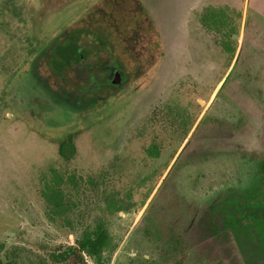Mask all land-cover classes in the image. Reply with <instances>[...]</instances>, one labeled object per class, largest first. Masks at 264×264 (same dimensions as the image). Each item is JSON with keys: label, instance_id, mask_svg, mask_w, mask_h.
I'll return each mask as SVG.
<instances>
[{"label": "rangeland", "instance_id": "obj_1", "mask_svg": "<svg viewBox=\"0 0 264 264\" xmlns=\"http://www.w3.org/2000/svg\"><path fill=\"white\" fill-rule=\"evenodd\" d=\"M95 15L125 69L69 118L31 76L91 103L46 56ZM153 142L177 152L151 159ZM202 173L212 188L189 184ZM99 224L106 247L85 264H264V0H0V258L54 263Z\"/></svg>", "mask_w": 264, "mask_h": 264}, {"label": "trees", "instance_id": "obj_2", "mask_svg": "<svg viewBox=\"0 0 264 264\" xmlns=\"http://www.w3.org/2000/svg\"><path fill=\"white\" fill-rule=\"evenodd\" d=\"M119 47L122 48V46L112 44L111 31L103 27L101 15L88 18L62 35L50 48L46 56V65L57 79L64 82L70 81L73 87L84 94L90 95L91 103L87 106H81L79 102H65L62 98L54 97L51 90L45 88L37 77L31 76L36 89L47 91V93L44 91L39 93L40 96L45 93L44 99L48 100L45 108L57 113L62 111L71 118L74 114L83 115L105 104L116 91L115 83L111 81L114 71L125 69L121 63L119 69L111 68V63L107 61L108 59L111 60L110 62L116 61L115 53ZM75 152L76 146L72 136L60 143L59 153L63 159H72ZM146 152L151 159H158L161 156L168 160L176 154L177 149L172 154L170 153L171 155L168 152L162 154L161 146L153 142L146 149ZM217 170L223 173L222 167ZM200 175L196 179H188L189 184H193L194 188L198 189L196 183H199L200 190H207L208 185L209 188H212L213 185L209 183V176L204 173ZM58 178L60 179L58 186L50 182L44 187V190L50 191L48 196L52 201H58L59 190H62L59 186L64 181L61 177H55L54 181H57ZM220 178L222 179L224 176L221 174ZM107 240V232L99 224L86 230L74 245L67 246L60 254L49 256L54 263L50 262L48 258L40 257L36 260L29 255L21 256L18 254V256H12L11 258L7 257L6 260L0 258V264H27L26 261L30 264H35V261H37V264H85L84 254L100 255L106 247Z\"/></svg>", "mask_w": 264, "mask_h": 264}, {"label": "water", "instance_id": "obj_3", "mask_svg": "<svg viewBox=\"0 0 264 264\" xmlns=\"http://www.w3.org/2000/svg\"><path fill=\"white\" fill-rule=\"evenodd\" d=\"M112 79H113L112 81L114 83H118L121 80V74H120V71L119 70H115L114 71V74H113Z\"/></svg>", "mask_w": 264, "mask_h": 264}]
</instances>
